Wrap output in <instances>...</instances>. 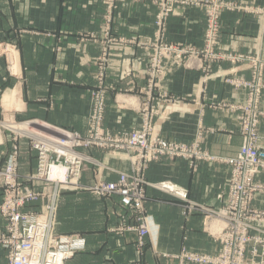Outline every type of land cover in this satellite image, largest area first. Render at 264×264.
<instances>
[{
	"label": "crops",
	"instance_id": "obj_1",
	"mask_svg": "<svg viewBox=\"0 0 264 264\" xmlns=\"http://www.w3.org/2000/svg\"><path fill=\"white\" fill-rule=\"evenodd\" d=\"M226 1L240 8L222 13L218 51L256 55L264 62V0ZM105 2L0 0V121L29 123L30 131L41 132L39 128L45 126L53 134L84 135L90 113L88 90L98 84L96 63L107 45L102 131L115 136L139 129L142 111L153 110V135L186 145L198 142L201 151L213 159L161 158L147 165L145 181H170L184 189L195 205L219 209L225 202L230 172L224 160L234 156L241 143L236 131L238 113L228 110V104L244 101V94L232 90L224 78L249 79V68L221 61L206 77L197 59L190 61V67L167 59L163 73L150 88L146 72L151 52L142 43L153 39L157 8L128 0L108 19ZM204 16L201 7L177 4L167 21L165 41L200 50ZM258 131L264 137L263 119ZM1 138L0 165L11 151L12 134L4 132ZM18 144V174L23 177L34 171L35 153L27 138L20 137ZM82 152L93 160L80 173L83 186L95 180L116 181L118 172L130 169L124 153ZM255 181L264 184V171ZM1 193L0 188V197ZM146 194L149 234L139 247L134 232L114 231L123 224H135L132 214L120 207L118 197L105 199L81 189L63 190L55 232L75 234L84 241V248L65 264H180L175 256L182 251L215 255L220 244L213 234L220 229V221L202 212L185 214L183 203L152 188ZM252 206L264 210V196H257ZM3 231L0 216V234ZM0 264H7L3 249Z\"/></svg>",
	"mask_w": 264,
	"mask_h": 264
},
{
	"label": "built area",
	"instance_id": "obj_2",
	"mask_svg": "<svg viewBox=\"0 0 264 264\" xmlns=\"http://www.w3.org/2000/svg\"><path fill=\"white\" fill-rule=\"evenodd\" d=\"M121 1L124 0H106L108 19L111 17L115 4ZM151 2L161 4L159 0ZM222 2L223 0L212 1V6L218 10H214L212 7L210 9L206 39L212 37L216 31V13H219L221 8L227 9ZM172 8L173 6L161 4L160 13L155 22L157 30L164 26V21L172 14ZM209 41L216 43L215 40H206L207 43ZM151 50H154L152 54H156V56L152 58L150 67L153 70L156 68V72L159 73L161 71V57L178 59L183 54L180 49L161 44ZM206 51L208 57L209 51ZM106 56L107 53L104 52L102 54L103 61L106 60ZM99 70L98 85L100 90L93 97V107L87 127L89 134L87 142L82 141L76 133L61 132L59 134L61 139H53L41 132L30 131L29 123L19 125L13 123L18 126L17 129H13L9 125H4V120L0 121V145L4 132L12 134L11 151L5 162L0 165V188L2 192L0 216L4 221V231L0 234V249L6 251L7 264H65L84 248V241L80 237L54 233L53 224L60 189L67 188L69 185H71V189H80L78 186L79 176L86 159L78 150L86 146H103L114 153L123 152L128 158L130 162L129 171L118 172L116 181L98 180L92 185L90 192L99 198L118 197L120 207L132 214L136 224L134 226L121 225L114 231L134 232L139 247L143 245V239L149 234L144 205L147 201L146 190L152 188L183 203L185 214L202 212L210 220L215 218L222 223L223 231L218 237L221 245L220 254L207 255L182 251L179 256H175L180 260V264H184V262L241 264L243 247L246 243L261 246L264 250V211L252 210L248 205L254 196H264V184L255 181V177L264 171V149L254 148L244 141L236 155L224 160L230 167L225 198L227 200L231 198L230 202L233 205H228L227 201L223 209L218 212L195 205L187 198L184 189L170 181L148 183L145 181L143 173L152 161H158L161 158H182L190 161L212 160L213 157L201 151L197 142L186 145L153 135L152 118L154 113L147 108L142 111L139 129L123 131L115 136L106 135L101 126L105 109L106 88L103 85L105 66H100ZM232 85L239 88L244 87V90L250 88V86L246 87L248 84L243 83L242 80H237ZM257 92L258 89H254V95ZM229 108L235 110L234 107L230 106ZM238 108H242L239 124L240 126L244 121V126L241 125L242 131H246L248 135L257 138V133L254 131L256 121L245 122V119H256L260 115L255 114L254 102L252 105H243ZM17 132H22V135ZM20 137L29 140L30 149L35 153L36 162L34 171L23 177L18 174L21 154L18 144ZM43 200L46 203L43 206L45 212L43 217L25 211L27 206ZM230 207L234 209V212L230 211ZM250 231H256L258 234L249 238ZM235 247H237V251H240L238 257L241 259L239 261L238 258L234 257ZM231 251L232 254H230ZM252 251L254 253V249Z\"/></svg>",
	"mask_w": 264,
	"mask_h": 264
},
{
	"label": "rangeland",
	"instance_id": "obj_3",
	"mask_svg": "<svg viewBox=\"0 0 264 264\" xmlns=\"http://www.w3.org/2000/svg\"><path fill=\"white\" fill-rule=\"evenodd\" d=\"M125 1H128V0L117 2L115 4L114 9L112 10L111 16H112L113 12L117 9L118 5L123 3V2H125ZM129 1L137 2V3H139V2L149 3L151 5H154L157 8V13L155 15V20H154L155 33H154L153 39L150 42L146 43V44L142 43L143 46L148 51L151 52V54L149 56L148 67H147V72H146L147 76H148V78L150 80L149 81V85L150 86H148V87L152 88L153 86H151L150 83H152L153 80H155L156 78L161 76V74L163 73V66H162L163 62L165 60H167V59H171V60L175 61V63L177 65H180L182 67L186 66V65H187V67H190V61L193 60V59H197L198 60L197 62L201 65L198 68H199V70H201L203 72V75L206 76V77H208V75H210L211 70L213 68V65L215 63H218V62H221V61H228L230 63L239 64V65H247V67L249 68V71H250V78L249 79H240L237 76H227V77L224 78V82L229 87H231L232 90H234L236 92L239 91V92H242L244 94V101L243 102H241L239 104H237V103H234V104L231 103L230 104L229 103L228 106L229 107L231 106V107L235 108V110L232 109L233 111L231 110V112L238 113L236 131H237V133H238V135H239V137L241 139L240 146L244 143V141H246L248 144L252 145L254 148H263L264 149V145H263L264 137H261L259 135V131H258L260 122L262 121V119L264 120V107H262V96H263V93H264V81H263V77H264V62L261 61V59L258 56H256V55H242V54L222 53V52L218 51V49H217V44H218V39H219V31H220V18H221L222 13H224L225 11L234 10L236 8L238 9L240 7L235 5L234 3H231V2H228L226 0H223L224 3L223 2L222 3L224 4L225 7H227V9H222L221 8L219 13H216V15H215L216 16V19H215L216 31L214 32V35L212 37H207V39H206L205 37H206V34H208V28H209L208 18H209L210 9L212 7V9L218 10L214 6H212V1L213 0H203V1H194V0H159L161 2V4H163L164 6H169L170 5V6H173V8H172V14L169 15L166 18V20L164 21V26L161 29H158V30H157V26H156L155 22H156L157 15L160 13L161 4L159 2L158 3L151 2L153 0H141V1L129 0ZM155 1H158V0H155ZM177 4H179V5H189V6H193V7H201V8H203L204 15H205L204 16L205 17V26H204L203 36H202L203 37V39H202L203 44H202V48L200 50L193 49V48L189 47V45H185L183 43H170V42L165 41L164 32H165V29H166V26H167V21H168V18L170 16H173L175 14V8H176ZM230 6H231V8H230ZM242 9H243V11H246V12H252L251 11L252 9L250 10V9L244 8V7ZM206 40H215L216 43L212 42V41H209L207 43ZM117 42H119L121 44H130L129 43L130 41H127V40H124V39H118ZM159 44L164 45V46L177 48V49H180V50L183 51V54L178 59L175 58V57H164V58L161 57L162 61L160 63V70H161L160 73L156 72V68H154V70H153L150 67V62H151L152 58L154 56H156V54H152V51L154 52V50H151V49H153V47H155V46H158ZM109 50H110V47L105 45L103 50H102V52H101L100 57H98V63H96V66H98V74H99V71H100L99 67L100 66H103V67L106 66L107 56H108ZM206 50L209 51V56L208 57H207V51ZM104 52L107 53L105 61H103V59H102V54ZM260 66H261V70H260ZM104 72H105V70H104ZM96 77H97V81H98V75H96ZM237 80H242L243 83L248 84L246 87L250 86V88H246V90H244V87L243 88H239V87H236V86L234 87L232 84H233V82H235ZM254 89H258V92L256 93V95H254ZM99 90H100V87H99L98 84H97V86H94L93 89H89L88 90V95H89V98H90V113H91V110H92V107H93V100H94L93 97H95L97 95ZM254 99H255V101H254ZM253 102H254L255 114L256 115L260 114V115L256 119H254V118L245 119V122L246 123H252L253 121H256L255 124H254V128H255L254 131H255V133H257V136H256L257 138H253L251 135H248V133L246 131H242V129H243L242 126H244V121H242V123H241L242 126L241 125L239 126V124H240V116L242 115V108L243 107L242 108H238V107L243 106V105H246V106L247 105H252ZM228 110H230V108H228ZM90 113H89V115L87 117V120H86V127L89 126ZM153 113H154V111H153ZM4 125H9L11 128L13 127V129H16L18 127L17 125L13 124V122H8V121L5 122ZM39 131H41V133H43L44 135H46L48 137H51L53 139H55V138L61 139V136L59 134L51 133L50 130L45 128V126H41L39 128ZM76 134H78V133H76ZM78 135L81 137L82 141H85V142L88 141L89 134H88V129L87 128H86V133L84 135H81V134H78ZM70 140H72V139H70ZM197 140H199V139H197ZM91 149H101V150H104V151H107V152L110 151V149L105 148L103 146L102 147L86 146V147H81V149L79 148L78 151L80 153H82L83 156L86 159L85 162H84V165H83V169L88 165V163L93 162V160L89 156L84 154L82 151L83 150L87 151V150H91ZM117 153H123V152L118 151ZM229 174H230V172H229ZM79 178H80V176H79ZM97 181L98 180L93 181V183L91 185H89V186H86V185L83 186L80 183H78V186H79V188L82 191L91 193L90 192V188ZM0 187H1V185H0ZM67 189L70 190L71 189V185H69V187H67V188H61L59 196L61 197L62 191L63 190H67ZM80 189H71V190L75 191V190H80ZM226 192H227V183H226ZM60 197H59V201H58V204H57V210H56V213L54 215V224H53L54 233H56L55 232V225H56V221H57V213H58V208H59ZM225 197H226V195H225ZM255 198H256V196H254V198H252L251 201L248 204L250 209H252V210L257 209V208H254L252 206ZM227 201H228V205H230V206L233 205V203L230 202L231 198L229 200H227L225 198L224 204L219 209H212V210L214 212H218V211L222 210L223 207L226 205ZM45 204H46L45 200H43L41 202H38V203H33L32 205L27 206L25 208V211L32 212V214H34V215H37L39 217H43L45 215V212L43 211V206H45ZM207 208H209V207H207ZM258 210H260V209H258ZM230 211L234 212V209L232 207H230ZM214 220H217V219L214 218ZM222 231H223V227H222V224H221L220 229L216 233L213 234V237L218 240V237H220ZM56 234L57 235H64V234H58V233H56ZM257 234L258 233L256 231H250L249 232V238L255 237V235H257ZM68 236H77V235L74 234V235H68ZM231 249H233V247H231ZM253 249H254V253L252 251ZM220 252H221V245H219V249L215 253V255L216 254L217 255L220 254ZM238 253H240V251H237V247H235V256L234 257L238 258V261H239L241 259V257H238ZM261 253H264V250L262 249L261 246H257V245L254 246V245H252V243H249V244L246 243L244 245V247H243V254H242V258H243L244 261L241 260L240 263L241 264H261V263L264 264V254L262 255ZM230 254H232V251H231Z\"/></svg>",
	"mask_w": 264,
	"mask_h": 264
},
{
	"label": "bare ground",
	"instance_id": "obj_4",
	"mask_svg": "<svg viewBox=\"0 0 264 264\" xmlns=\"http://www.w3.org/2000/svg\"><path fill=\"white\" fill-rule=\"evenodd\" d=\"M14 69V68H13ZM13 128V127H12ZM17 129V128H16Z\"/></svg>",
	"mask_w": 264,
	"mask_h": 264
}]
</instances>
